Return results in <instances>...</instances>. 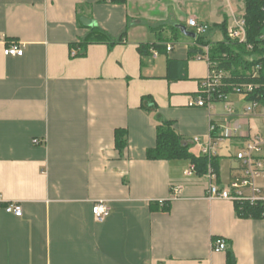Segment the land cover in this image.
<instances>
[{
	"label": "crops",
	"instance_id": "0c3cea01",
	"mask_svg": "<svg viewBox=\"0 0 264 264\" xmlns=\"http://www.w3.org/2000/svg\"><path fill=\"white\" fill-rule=\"evenodd\" d=\"M183 1L0 0V264H226L228 251L236 264H264V215L240 217L235 203L208 199L207 172L185 177L188 160L146 157L159 122H172L195 155L192 138L205 141L212 122L211 181L224 186L249 136L264 135V107L245 114L244 97L227 101L231 115L221 102L188 105L209 66L177 33L191 30L175 10ZM93 26L125 37L82 46ZM13 43L22 55L4 54ZM226 123L237 135L220 137ZM256 183L264 196V177ZM98 200L111 207L101 222ZM11 202L22 216L5 211ZM216 238L226 250H212Z\"/></svg>",
	"mask_w": 264,
	"mask_h": 264
},
{
	"label": "built area",
	"instance_id": "2783aa9c",
	"mask_svg": "<svg viewBox=\"0 0 264 264\" xmlns=\"http://www.w3.org/2000/svg\"><path fill=\"white\" fill-rule=\"evenodd\" d=\"M226 5V20H227V36L230 41L246 45L247 49L251 50L253 44L248 41V27L246 20V12L244 0H223ZM187 26L191 28L196 34L203 35L209 26L199 21L195 17H189ZM257 41L264 43V20L261 24V29L256 36ZM167 51L172 49L171 45L167 46ZM202 53L196 54L194 58L198 60H205L208 63L209 69L207 75L199 81L198 91L195 96L189 99V106L203 107L211 110L215 103L221 102L225 104L227 114H233L232 107L228 105L227 99L229 93H237L242 96L246 93H251L254 89L251 83H240L230 85L231 91L225 92L227 84L224 82L225 72L218 68L217 62H214L209 57V46H202ZM156 56L157 52L152 51ZM23 47L18 44H11L4 49L5 55H22ZM74 55L75 53L72 52ZM258 68V67H257ZM258 107H264V104L256 100L246 101L243 111L245 114H252ZM216 125L210 123L209 134L205 141H201L198 137H193V143L200 147L201 155L205 156L208 160L207 177V198L208 199H224L233 203L248 202L250 204L260 203L264 200L260 188L257 186L256 180L264 177V135L257 133L249 136V139L244 143L243 147L239 150L236 158L241 163V170L239 175L235 176L228 184L218 186L211 180L214 179L215 174L212 167L213 158L216 156L217 141L214 132ZM240 127L238 125L223 124V135H237ZM34 142H38L36 139ZM185 177H190L196 174L195 166L190 165L188 169L183 172ZM182 190L181 184H175L171 188L172 197H177ZM5 211L15 216H22V206L18 202L8 203L4 207ZM111 211L110 205L107 201L98 200L92 206V213L94 220L97 222L103 221ZM227 249V243L224 238H216L212 242V250L215 252L224 251Z\"/></svg>",
	"mask_w": 264,
	"mask_h": 264
},
{
	"label": "trees",
	"instance_id": "16d2710c",
	"mask_svg": "<svg viewBox=\"0 0 264 264\" xmlns=\"http://www.w3.org/2000/svg\"><path fill=\"white\" fill-rule=\"evenodd\" d=\"M127 0H109L113 4L123 5ZM246 20L248 27V41L253 44L251 50L246 45L230 41L227 36V20L219 24H213L218 27L222 33V39L212 41L202 35L195 39L185 37L177 32L180 36L190 39L194 42L188 50V55L194 57L202 53V46H209V57L212 61L217 62L218 68L225 72L224 82L227 84L225 92H230V85L240 83H251L254 87L251 93L244 94L246 101L256 100L264 104V43L257 41L262 21L264 20V0H244ZM125 33L118 38H111L105 31L99 27L93 26L89 33L84 37L81 44L86 46L92 43H119L123 41ZM142 47H139L141 49ZM258 67V68H257ZM115 146L123 149L126 145V131L124 129H115ZM148 159H183L188 160L195 166L196 174L202 176L207 172L208 160L205 156L195 155L189 151L188 145L181 141L180 135L176 132L170 121H161L156 125L155 145L146 151ZM212 163L213 169L215 166ZM216 170V169H215ZM235 209L240 217H263V206L261 203L250 204L248 202L235 203ZM226 264H236L235 257L231 251L227 252Z\"/></svg>",
	"mask_w": 264,
	"mask_h": 264
},
{
	"label": "rangeland",
	"instance_id": "374dc122",
	"mask_svg": "<svg viewBox=\"0 0 264 264\" xmlns=\"http://www.w3.org/2000/svg\"><path fill=\"white\" fill-rule=\"evenodd\" d=\"M234 1L237 0H232V2ZM213 9H216L217 13L219 12L220 15L224 16L226 5L223 0H184L175 7L176 13L184 24L189 17H195L199 21L206 23L209 29L202 36L215 41L222 39V33L218 27H213L214 18L211 16V10ZM166 35L167 32L165 31ZM241 97L243 96L240 94L229 93L227 101L230 102L233 98H238V101H241L243 105L244 102Z\"/></svg>",
	"mask_w": 264,
	"mask_h": 264
},
{
	"label": "water",
	"instance_id": "95a60500",
	"mask_svg": "<svg viewBox=\"0 0 264 264\" xmlns=\"http://www.w3.org/2000/svg\"><path fill=\"white\" fill-rule=\"evenodd\" d=\"M83 24L87 25V26H91L92 25V22L91 21H88L86 19H82L81 20ZM177 28L179 29V31L181 32L182 35L188 37V38H191V39H195L196 38V34L187 29L185 26L183 25H178Z\"/></svg>",
	"mask_w": 264,
	"mask_h": 264
}]
</instances>
